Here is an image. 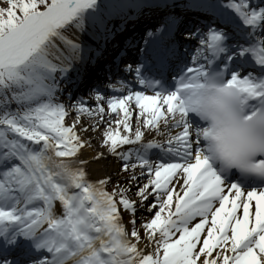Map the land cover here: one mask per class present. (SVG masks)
<instances>
[{
    "label": "snow or ice",
    "instance_id": "1",
    "mask_svg": "<svg viewBox=\"0 0 264 264\" xmlns=\"http://www.w3.org/2000/svg\"><path fill=\"white\" fill-rule=\"evenodd\" d=\"M94 2L0 5V235L23 236L43 250L31 264H264V187L245 191L222 179L199 135L193 143L197 121L181 96L217 71L251 113L264 106V75H226L215 63L223 37L209 29L192 56L195 66L173 90L93 93L91 105L75 101L70 111L57 99L56 76L80 50L65 29H79L78 13ZM208 7L225 22L230 10L249 26L264 13L249 11L246 0H227L223 8L208 0ZM244 51L264 66V47ZM83 117L91 123L81 124ZM145 130L164 139H145ZM89 131H99L100 146L121 161L128 187L108 175L88 178L79 153ZM133 185L135 199L128 195ZM138 207L148 213L139 225Z\"/></svg>",
    "mask_w": 264,
    "mask_h": 264
},
{
    "label": "bare ground",
    "instance_id": "2",
    "mask_svg": "<svg viewBox=\"0 0 264 264\" xmlns=\"http://www.w3.org/2000/svg\"><path fill=\"white\" fill-rule=\"evenodd\" d=\"M162 0H126L124 1V3L122 4V6H124V8L127 11V14L132 13L134 11V9L138 6H143L144 10H146L147 12H149V15H153V16H157L159 13V16L161 17L162 14H167L170 12L173 13H177V14H181L182 17H185L186 15L190 14V13H194L198 8H201L202 10H204V12L211 16V18L213 17V14L211 13L209 7L207 6L208 4V0H173L175 2L178 3H169L170 0H167V4L166 5H161L162 2H165L166 0L162 1ZM213 2L215 3H221V4H226L227 0H213ZM247 2V1H246ZM153 3H156L158 5H153ZM148 4H152V5H148ZM96 6V5H95ZM121 6V7H122ZM252 3H248L247 2V8L249 11H254L253 9H251ZM162 7V8H161ZM124 9V10H125ZM229 11V13H227V22H225L226 27L229 24H233L234 26L236 25H240L241 27L243 25H245L240 18H238L237 16L234 15V13H230V10H226ZM96 12H99V16L100 17H104V18H108L110 17L109 14H114L115 12L119 13L116 10H112V11H107V7L103 4V3H99L98 6H96ZM123 13V12H122ZM203 14L202 12H199ZM102 15V16H101ZM117 14H114L112 17L106 19L105 21L101 22H97V24L92 23L90 25L91 29H94L96 27V29H99L98 32H94V42L92 43L91 46L93 47H87L86 45H84V43H86L85 41L88 40V34L84 33V31L79 32L80 30H76L77 33L75 36L70 37L71 40H73L75 43H77L79 45V55L78 57H74L70 63L68 64V71H70V65L73 63L74 64V68L78 69L80 65H82V67L84 68L85 71V77L84 80L82 78L79 79L78 84L79 86H84L83 82H85L86 80H93L95 75L97 76L98 74V69L99 66L102 64L103 62V52H106L109 48V46H111V41L108 40V38L110 37V35L114 34V31L117 28V23H120L121 21L126 20L128 17L127 15H124V17H121L122 15L119 13L117 16ZM142 16V19L140 18L139 21L142 20V22H148L149 19L145 18V16L141 13L140 14ZM263 17L264 15L262 14L261 19L258 21V23L254 26H250V30L251 31H255L257 30V28H259L261 26V24L263 23ZM205 18V17H204ZM138 17H136L134 19L135 22H137ZM181 20H183V18H181ZM141 22V23H142ZM87 24H89V22H87ZM96 25V26H95ZM249 26V25H248ZM232 29H234L232 27ZM235 30V29H234ZM234 34V33H232ZM203 35V34H202ZM117 37V36H115ZM84 42V43H83ZM83 43V44H82ZM99 45V46H97ZM198 48V47H197ZM192 56L190 58V64L191 66L189 67H194L195 65L193 64L192 61ZM201 61V60H200ZM79 72V71H78ZM68 76H70V79L72 80L73 74H68ZM72 76V77H71ZM64 77V76H63ZM99 78V76H98ZM56 79H58V77H56ZM77 79V77H76ZM83 81V82H82ZM61 81H59L57 83V89H56V96L59 102L64 103L69 110L71 111V105L73 102L75 101H79V100H84L87 101L90 105L93 102V97L92 94L88 95L86 98L83 97H78L76 95L75 92H65V90H63V85H60ZM132 83H129V85H131ZM126 85L125 86L122 85H115L114 87H111L109 90L112 89V91L110 92V96H114V95H126L127 91H132V92H136V91H143L145 92V94L151 95L152 93L150 92V89L144 88L143 83L140 82L139 79H136L135 81V85L131 88V86ZM76 87V85H75ZM61 91V92H59ZM96 94H99L101 97H109L108 95H105L104 92H98ZM15 107V105H13V108ZM106 107V105H105ZM108 113L107 111L105 112V118H107ZM72 116L70 115L67 118L66 122H71L72 120ZM91 121L87 118V117H83L81 120V124H90ZM133 124H135V121L133 120ZM172 131H176V129H173ZM151 137H155L158 140H163L164 137L163 136H156V134L154 132H151L150 130H145V139L151 138ZM84 138L87 141V146L84 147L80 153H79V157L81 159H83L84 161H86L84 167L85 170L88 174V178L90 180H95L101 176H111L112 177V182L113 184L115 183H119L125 187H128V182H127V174L126 173H122L120 171V164L121 161L115 157L112 154H109L103 147L100 146V133L99 131L96 132H92L89 131L87 133L84 134ZM195 140V139H194ZM128 147V146H125ZM101 153L102 155L97 159V154ZM152 155V154H151ZM152 159H156L154 156H151ZM131 171V169L129 170ZM140 170L137 169V172H139ZM139 179V178H138ZM113 184H109L108 185V189L111 190V187L113 186ZM134 188L135 185H133V189L128 193V195L135 199V194H134ZM247 191V190H245ZM257 195H259V192H257ZM149 202H151V199L149 200ZM253 204L255 203L254 201L252 202ZM57 211L59 212V205L57 204ZM138 215V216H136ZM147 209L146 207L142 210L140 208H138L137 213L135 214V219L138 222L139 225V221L141 220V217L143 216H147ZM123 218L125 221V224L127 226V220L129 219V216L127 213L123 214ZM137 225V226H138ZM141 235H143V233L141 232ZM23 241H26L28 244H30L32 241L28 238L23 237ZM144 243H141V247H144ZM32 253L36 254L39 252V256L35 257L34 259H32L28 264H31L32 261L38 260L39 257L43 254V250H37L34 246L31 247Z\"/></svg>",
    "mask_w": 264,
    "mask_h": 264
},
{
    "label": "clouds",
    "instance_id": "3",
    "mask_svg": "<svg viewBox=\"0 0 264 264\" xmlns=\"http://www.w3.org/2000/svg\"><path fill=\"white\" fill-rule=\"evenodd\" d=\"M181 96L197 121L193 135H199L203 154L217 171L264 177V106L249 113L242 94L226 86L217 71Z\"/></svg>",
    "mask_w": 264,
    "mask_h": 264
},
{
    "label": "rangeland",
    "instance_id": "4",
    "mask_svg": "<svg viewBox=\"0 0 264 264\" xmlns=\"http://www.w3.org/2000/svg\"><path fill=\"white\" fill-rule=\"evenodd\" d=\"M106 2L107 1H110V0H105ZM4 3V0H0V5H2ZM77 21H78V19H76ZM71 28H72V30H74V31H76L77 30V28H75V26H70ZM65 35H67L69 38L70 37H73V34H71V31L68 29V28H66L65 29ZM12 107H13V105H12ZM143 210V209H142ZM136 216H138V215H136Z\"/></svg>",
    "mask_w": 264,
    "mask_h": 264
}]
</instances>
